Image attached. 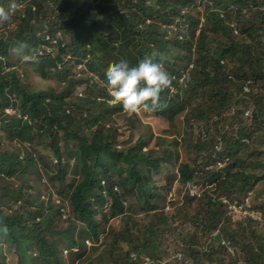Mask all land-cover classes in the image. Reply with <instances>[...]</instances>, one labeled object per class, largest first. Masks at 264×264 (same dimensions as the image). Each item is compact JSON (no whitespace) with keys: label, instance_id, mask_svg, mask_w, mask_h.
I'll return each mask as SVG.
<instances>
[{"label":"trees","instance_id":"obj_1","mask_svg":"<svg viewBox=\"0 0 264 264\" xmlns=\"http://www.w3.org/2000/svg\"><path fill=\"white\" fill-rule=\"evenodd\" d=\"M213 1L224 13L221 16L213 11L204 16L200 26L197 6L192 5L196 0H17L18 10L10 21L0 25V31L12 25V29L0 33V117L6 109L14 108L10 94L20 96L19 116L0 121V241L5 237L15 245L26 241L38 255L29 261L24 250L18 254V264H65L63 251H67L70 264H148L145 257L157 262L156 251L167 246L163 239L166 224L156 213L164 210L170 187L159 186L156 179L163 165H170L167 174L172 171V178L184 184L193 179L196 170L188 162L178 161V153V159L171 158L170 152L157 156L147 148L149 139L143 136L135 142L120 141L118 130L107 127L122 106L110 105L106 86L96 81L104 67L102 62L107 61V68L110 60L124 59L136 66L155 52L154 62L163 63L170 78L175 75L172 85L180 90L171 94L166 89L160 94L156 115L172 121L185 111V122L191 118L197 122L240 105L242 108L230 117L234 120L251 105L252 125L264 130V40L259 37L264 34V0ZM8 4L9 0H0V5ZM103 24L106 30L101 31ZM236 29L239 37L234 33ZM57 31L68 36L67 44L52 43L51 37L55 38ZM46 35L50 40L45 39ZM18 41L28 45L26 53L36 60L33 73L41 79H49L52 73L67 75L76 66L85 71L64 79L61 90L51 86L35 89L32 72L24 69L19 76L17 69L10 68L15 58L20 59L12 52ZM180 78L185 82L183 87L179 86ZM79 87L82 92L77 94ZM244 87L249 91L242 94ZM138 119L137 114L130 115L128 124ZM244 137L249 134L239 128L235 136L223 138L224 153L229 157L223 169L227 181L214 193L221 190L230 201L240 192L235 190L240 183L243 191L264 179V168H253L249 175L239 172L245 159L237 153L245 146L241 142ZM44 139L48 140L44 145L51 159L56 160L53 168L44 163L36 148ZM196 139L195 147L203 150L201 157L205 160L200 164L201 176L216 180L223 171L205 170L215 157L216 138L205 142L200 136ZM12 145L18 149L8 147ZM23 148L25 153L21 152ZM28 177L31 184L25 186L22 180ZM44 178L51 183L48 189ZM13 180L20 183L13 184ZM116 183L118 194L113 191ZM62 196L71 211L66 217H62L65 204H52ZM129 198L133 204L125 206ZM187 206H194L196 227L176 237L172 244L182 247L181 252L190 256L191 264H229V248L240 252L245 264H264V229L255 230L242 220L232 222L225 216L226 206L214 202L208 193ZM132 207L143 210L150 217L149 223L132 224V215L126 213ZM256 208L264 219V201ZM178 215L182 217L180 210L170 219ZM97 216L105 222L108 216L131 219L124 221L122 231L108 229L101 246H97L98 252L96 246L89 249L84 243L99 240ZM222 219L227 223L224 235L212 240L210 235ZM222 239H226L224 244L220 243ZM56 244L58 251L54 252ZM202 246L208 251H202ZM167 264L179 263L171 259Z\"/></svg>","mask_w":264,"mask_h":264},{"label":"rangeland","instance_id":"obj_2","mask_svg":"<svg viewBox=\"0 0 264 264\" xmlns=\"http://www.w3.org/2000/svg\"><path fill=\"white\" fill-rule=\"evenodd\" d=\"M197 3H193L192 5L197 6L196 8V13L198 17L200 16V21L202 26V22L204 19V16H209L212 14L213 11H217V4L213 0H196ZM223 2H226V0H223ZM21 8H23L24 4L21 3ZM217 7V8H216ZM229 9L232 8V5L228 7ZM222 13V12H219ZM4 23H0V25H3ZM12 25L9 27L6 26L4 27L1 31L6 32L8 28H11ZM106 30V26L103 24L101 26V31ZM0 31V33H1ZM180 31L184 34L185 29L182 26L180 28ZM198 33V31H197ZM234 33L237 35V37L240 36V32L238 29L234 31ZM56 37L53 38L51 37V40L55 41V43H62L67 44L69 42L68 36L63 35L61 31H57L55 33ZM263 35V36H262ZM259 37H261L262 40H264V34H259ZM52 54H55V50L52 51ZM33 55V54H31ZM34 56V55H33ZM13 61V59L11 60ZM15 61V63H14ZM13 64L10 68H15L17 69V74L20 76L22 74V71L24 69H27V71L32 72L31 73V78L32 81L35 83V89L41 90L44 89L46 86H51L55 91L61 90L62 86L61 82L64 79L69 78L71 75L75 74H82L84 73L85 69L80 68L79 66H76V68L71 71L70 73L62 74L61 76H57L56 74L52 73L50 78L47 80L41 79L38 76H36L35 73H33V67L34 64L36 63V60H34V63H28V61H22L21 59L17 60L16 58L14 59ZM110 63L112 60L109 61ZM104 67L100 70V74L96 78V81L101 83L102 85L106 86V77H105V71H106V66L105 64L107 61L102 62ZM163 64V63H161ZM31 65V66H28ZM33 65V66H32ZM165 67L164 65H162ZM193 65H189V69H192ZM7 69V68H6ZM8 70V69H7ZM184 77V76H183ZM175 78V75L171 76V80ZM183 79V78H180ZM178 79V80H180ZM185 83V82H184ZM170 93L174 94L180 90H178V86L175 87L171 85L169 88ZM82 92V87H79L76 90V93L79 94ZM99 97L100 94L97 92L96 93ZM10 100L11 104L14 106V108H8L5 110V115H2L0 117V121H8L12 120L16 117L19 116L18 113V104L20 101V96L17 93H11L10 94ZM108 103L112 105L111 98H109ZM236 108H242L240 105H236ZM249 108H252L250 105ZM120 110H118L116 113H114V122L107 124L108 126H113L118 130V133L120 134V141L121 140H127L131 142H135L136 138L139 136H143L145 140L149 139V145L147 148H151L154 150V153L157 156H162L161 154L170 152L171 158L172 156L177 158V153H178V161L182 162H188L189 167L196 170L195 175L193 179L188 182V183H181L175 181L176 178H172V171H170L168 174L169 166L163 165L162 171L159 175V186H165V187H170V193L166 199L165 202V207L164 210L161 211L160 213H156L158 217L161 219L162 224H166L165 226V235H164V245L167 244V246H160V248L156 251L158 255V260L157 262H153L150 260L148 257H145L144 260L148 264H167L168 260H175L177 263H185V264H191V258L188 254L182 253L181 252V246H175L172 243H175V238L180 237L186 232L190 233L192 232L195 227V221L192 218V215L194 213V206L190 207L187 206V204L191 203L194 204L198 199L203 197V194L200 198H190L189 195V189L191 186H196V188L199 190L201 193L202 191H213L214 186L217 188V186H222L224 185L225 181H227V171H223L224 163L220 162L214 158L213 161H211L205 169L209 170H220L223 171L220 177H218L216 180H209L206 181L204 177L201 176L202 172L199 171L200 169V164L205 163V160L201 157L203 154V150H200L199 148L195 147L196 146V137L199 136L201 132H206V139L205 140H210L215 138L217 135V131L219 132H227L226 137L229 136H235L237 133L238 128H244L249 134V137H245L247 139V143L245 146H242L240 150L237 153V156L240 157L241 159H245L243 161V164L241 165L239 172H245L246 174H250L253 171V168H259L262 169L264 168V130L258 129L256 126L252 125V120L245 119L242 116H238L234 120V127L232 124H230V120H228L230 112H227L222 115V122H219V119L216 118L215 116H212L211 119H204L201 121L195 122V118H191L189 122H185L184 118V112L182 114L176 115L172 121H166L164 118H162L160 115H156L155 112L151 113H146V112H141L138 113V121H134L131 123V125L128 124V118L130 117L129 114L125 113L121 107H119ZM226 118L225 123L223 122V119ZM2 136V135H1ZM2 138H4L2 136ZM192 138V140H191ZM126 141V142H127ZM48 142L46 139L42 141V144H39L37 148L38 151H40L42 155V160L47 166H50L53 168L54 162L51 160L50 153L48 149L45 147L44 143ZM126 142L124 144H126ZM120 143V146L124 145ZM7 146V145H6ZM75 146V142H71V147ZM222 146V145H221ZM12 150L16 148L15 145L8 146ZM25 148L21 151L22 153H25ZM175 159L172 160L174 162ZM25 163L30 167L31 163L26 162ZM172 164V163H171ZM40 174L44 175L41 167H40ZM52 174V173H51ZM35 177V175L33 176ZM45 177V176H44ZM113 180L116 179L113 178ZM43 181L46 183V188L48 189L49 186H51L46 178L43 179ZM171 181L172 184H171ZM13 184H19L20 181L13 180ZM23 184L25 186L30 185L31 181L28 177L27 180H22ZM207 182V183H203ZM240 185H243V183H240ZM240 185H237L235 190L236 192L240 191L239 193L235 194L232 196V200L230 201L229 199H226L224 193L219 190L217 191L218 194H214L212 197V200L214 202H219L222 205L226 206V217L230 219L232 222H237L238 220H242L243 224H249L251 227H254L255 230H263L264 229V219L261 217V213L259 210L256 208V204L258 202L264 201V179L259 180L257 184H255L252 188L249 187V190L244 189L241 191ZM212 186V188H205ZM245 186V185H244ZM171 194V196H170ZM189 199H188V198ZM191 200V201H189ZM226 200L225 203L223 201ZM157 201V200H156ZM155 201V202H156ZM186 201V202H185ZM154 202V201H152ZM185 202V203H184ZM52 204L55 206H62L65 204L66 208H64V212H62V217H66V215L70 214V208L68 206L67 201H65L62 197H56L53 201ZM133 204V200L129 198L127 202L125 203V206H129ZM230 204V207H228ZM57 207H54L56 209ZM256 208V209H255ZM107 210V207L105 208ZM177 210L181 211V215H178L175 219H170V216L175 214ZM63 211V210H62ZM126 213L129 215H132V224H135L137 226L140 225H146L150 221V217L148 215H145L143 210H140L138 207H132L126 211ZM177 214V213H176ZM55 216V220L58 219V216ZM249 218V219H248ZM63 220V218H61ZM62 220H60V223L62 224ZM97 222L100 223V237L99 240L93 244L90 240H87L89 243V249H91V246H96L97 252H98V247L101 246V241L105 237V235L108 233V229H114L115 231H122V227L125 224L124 221L128 222L129 218L123 219L122 216L118 217H107L106 222L101 220L100 216L96 217ZM236 220V221H233ZM225 224L226 220L222 219L221 223H219L218 227L216 230L210 235L211 238L214 236H221L224 235L223 229L227 227ZM13 231L15 229L13 228ZM20 236L22 234H19ZM264 235V231H263ZM213 240V238H212ZM226 240V239H225ZM19 242L17 245L11 240H8L7 237H5L4 241H0V261H4L6 264H18V254L23 252L24 250H27L28 252V260H34L37 258V253L34 251L33 248H30L27 246V242ZM58 244L55 245L54 247V252L58 251L57 248ZM85 246H87L85 244ZM226 247V245H224ZM203 247V246H202ZM201 247V248H202ZM60 248V247H59ZM88 249V250H89ZM102 249V248H101ZM100 249V250H101ZM202 251H208V249L204 246ZM74 251H77L74 250ZM181 253V258L178 259V255ZM63 255L65 257L64 263L65 264H70L69 259H68V253L67 251H63ZM132 258L135 259L134 255H132ZM227 258L231 261L229 264H245L240 252H236L233 248L227 249ZM187 262V263H186ZM204 264H216V262H209L206 261Z\"/></svg>","mask_w":264,"mask_h":264},{"label":"clouds","instance_id":"obj_3","mask_svg":"<svg viewBox=\"0 0 264 264\" xmlns=\"http://www.w3.org/2000/svg\"><path fill=\"white\" fill-rule=\"evenodd\" d=\"M18 8H19V4L17 3V0H9V4L7 6L0 5V23L10 21L12 14L16 10H18ZM227 9L229 8L227 7ZM217 10L218 12H222L220 13V15L222 16L224 11H222L219 8H217ZM52 43L57 44L53 40ZM27 48L28 45L26 43L18 41L14 43L12 52L14 55L18 56L22 61H33L34 56L26 53ZM156 56L157 53L153 52L151 55L145 56L143 59H141L136 66H130L129 63L124 59H121L118 62L110 63L107 66L105 71L106 91L110 95L112 103L121 105L125 113L129 115H133L141 112H146V113L154 112L156 108L159 106L160 94L164 90L169 89L171 87L172 80L169 74L167 73V71L163 68L160 62L158 61L154 62ZM178 83L180 87H183V83H184L183 79L178 80ZM245 88L246 90H244ZM248 91L249 89L247 87H244L242 94ZM235 106L236 105H232L227 111H225V113L230 112L231 109L233 108L234 113L230 112L231 114H229V116L230 117L234 116L235 111L238 109ZM247 109H251L253 112L254 107L252 106V108L248 107L243 109L241 114L238 116H242L243 118H245L243 116V113ZM222 115L223 114L219 113L213 116L218 118L219 122H222ZM230 117H228L229 118L228 120H230V124H232L234 127L235 125L234 120L237 117L234 120H231ZM245 119H249V118H245ZM251 119H252V115L250 117V120ZM224 120H226V118L223 119V122L225 123ZM226 134L227 132L217 131V135L215 136L216 141L215 143H213V149L215 150L214 158H216L219 161V163L223 162L224 167L228 165L229 157L227 156V154L224 153L225 142L223 138L225 137V139H229V137H231V136L226 137ZM199 136L201 137L202 141L204 142L207 141L205 140L206 132H201ZM247 139H245L244 137L241 139V142L243 144H246ZM222 154L225 155L222 156ZM52 162H54V160H52ZM55 163L56 162H54V164ZM205 170H209V169H205ZM115 188H117V190H115ZM214 188L215 189L211 192L205 190L203 192V195L205 193H208L210 196L213 197L215 194L214 192L216 190V187ZM113 191L117 194L120 193V189L117 183L114 184ZM169 193L167 194V197ZM226 199L228 198L226 197ZM106 207L107 205L104 206V208ZM86 241L87 240H85V242ZM220 243L224 244L225 240L222 239ZM86 247L89 248L88 245Z\"/></svg>","mask_w":264,"mask_h":264},{"label":"built area","instance_id":"obj_4","mask_svg":"<svg viewBox=\"0 0 264 264\" xmlns=\"http://www.w3.org/2000/svg\"><path fill=\"white\" fill-rule=\"evenodd\" d=\"M45 39H46V40H50V37L47 35V36H45ZM244 90H246V88H245ZM230 112H231V113H234V109L232 108ZM251 112H252L251 109H247V110L244 111L243 116H244L245 118H250L251 115H252ZM54 162H56V160H54ZM205 183H207V182H205ZM207 184H209V183H207ZM214 187H215V186H214ZM205 188H206V189H207V188L210 189V188H212V186L205 187ZM214 189H215V188H214ZM115 190H117V188H115ZM203 192H204V191H202V192L200 193L199 190L196 188V186H191L190 189H189V195H190L191 198H194V199H196V198H200V197L202 196ZM225 202H226V200L223 201V203H225ZM231 205H233V204H230L228 207H230ZM85 243L89 246L88 241H86ZM180 258H181V253L178 255V259H180Z\"/></svg>","mask_w":264,"mask_h":264}]
</instances>
